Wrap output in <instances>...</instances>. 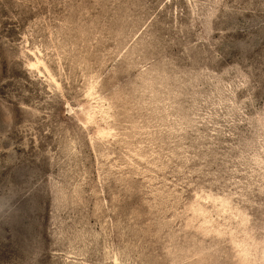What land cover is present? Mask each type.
<instances>
[{
	"label": "rangeland",
	"instance_id": "374dc122",
	"mask_svg": "<svg viewBox=\"0 0 264 264\" xmlns=\"http://www.w3.org/2000/svg\"><path fill=\"white\" fill-rule=\"evenodd\" d=\"M0 264H264V0H0Z\"/></svg>",
	"mask_w": 264,
	"mask_h": 264
}]
</instances>
